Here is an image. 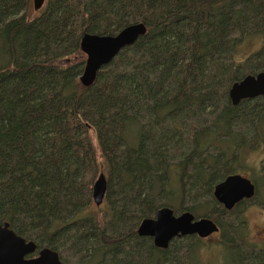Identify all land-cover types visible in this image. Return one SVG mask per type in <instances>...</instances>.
<instances>
[{
	"label": "trees",
	"instance_id": "16d2710c",
	"mask_svg": "<svg viewBox=\"0 0 264 264\" xmlns=\"http://www.w3.org/2000/svg\"><path fill=\"white\" fill-rule=\"evenodd\" d=\"M137 23L145 35L82 87L81 37ZM250 37L259 47L238 59ZM261 72L264 0H46L37 12L0 0V224L63 264H201L197 237L162 250L136 234L168 207L210 218L228 264H264L244 220H225L242 203L225 211L213 198L264 143V96H228ZM100 173L106 193L90 213Z\"/></svg>",
	"mask_w": 264,
	"mask_h": 264
},
{
	"label": "water",
	"instance_id": "95a60500",
	"mask_svg": "<svg viewBox=\"0 0 264 264\" xmlns=\"http://www.w3.org/2000/svg\"><path fill=\"white\" fill-rule=\"evenodd\" d=\"M45 0H32L34 12L39 11ZM146 33V27L132 24L123 28L114 36H99L84 34L79 42L80 51L85 56L83 72L79 78L82 87H91L97 73L107 66L113 58L125 47L133 45ZM233 106L242 100L264 96V72L247 75L235 82L228 92ZM107 180L100 173L92 185V201L95 206L103 203ZM256 194L255 184L240 174L226 176L213 188V198L225 211L232 210L236 205L253 199ZM217 225L208 218L195 217L188 211L175 216L174 212L163 207L159 209L154 219H144L140 222L136 234L138 237L150 238L154 247L165 250L174 238L194 236L206 239L218 233ZM37 252L35 258H28ZM0 264H62L59 255L49 248H38L33 241L16 235L8 224H0Z\"/></svg>",
	"mask_w": 264,
	"mask_h": 264
},
{
	"label": "rangeland",
	"instance_id": "374dc122",
	"mask_svg": "<svg viewBox=\"0 0 264 264\" xmlns=\"http://www.w3.org/2000/svg\"><path fill=\"white\" fill-rule=\"evenodd\" d=\"M260 42L261 41L259 38L256 37L248 38L246 40V43L239 49L238 52L239 56L237 55L238 59H242L244 56L248 55L249 52L256 50L259 47ZM92 144L95 147L98 156V150L96 147V142L94 137H92ZM240 172L242 173L241 175L243 177L248 178L253 183L255 182V179L256 180L260 179L259 175L263 174L264 176V143L263 142H261L260 146L257 149H253V151L247 152L245 154V158L241 164ZM97 177L98 175L94 180H96ZM256 187L258 194L256 193L253 199L243 201L241 207L237 211H235L232 216H230L229 218L226 217L225 220L231 222L233 226H238L239 223H237L236 218L237 217L242 218L244 222L243 225L241 226L245 227V229L243 230V232H245L244 239L248 242L249 247L253 246L256 249L264 250V182L262 180H259L258 185ZM191 201L192 200L190 199H185L183 205L189 206L191 204ZM204 201H205L204 198H198V202H199L198 206L200 205V203H203ZM100 206H95L93 204V209L90 210V213L99 209ZM171 210L173 211V209ZM102 211L103 209H101V211L100 210L97 211L98 217H101ZM242 211L243 213H241ZM199 212H203V209L200 208ZM179 214L180 213L174 215L177 216ZM201 218H206V217H201ZM221 237H222L221 234L215 233L212 236L208 237L207 239H201V247L197 252V257L201 262V264H228L230 262L231 255L230 257L228 255H225L226 249H224L220 245L219 241ZM233 238L237 241L236 237ZM247 248L248 246H246V249Z\"/></svg>",
	"mask_w": 264,
	"mask_h": 264
},
{
	"label": "flooded vegetation",
	"instance_id": "af4514ba",
	"mask_svg": "<svg viewBox=\"0 0 264 264\" xmlns=\"http://www.w3.org/2000/svg\"><path fill=\"white\" fill-rule=\"evenodd\" d=\"M207 239V238H206ZM37 255V252H34L33 254H32V256L30 255V256H28V258H35V256ZM60 257V256H59ZM60 260H61V258H60ZM61 262H62V260H61ZM62 264H63V262H62Z\"/></svg>",
	"mask_w": 264,
	"mask_h": 264
}]
</instances>
